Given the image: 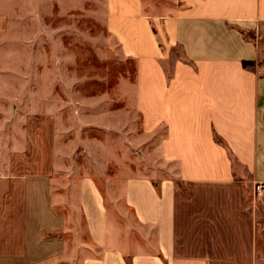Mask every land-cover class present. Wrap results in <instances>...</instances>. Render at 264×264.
I'll list each match as a JSON object with an SVG mask.
<instances>
[{
    "label": "crops",
    "instance_id": "crops-1",
    "mask_svg": "<svg viewBox=\"0 0 264 264\" xmlns=\"http://www.w3.org/2000/svg\"><path fill=\"white\" fill-rule=\"evenodd\" d=\"M175 1L149 17L142 0H105L108 31L136 63L140 127L163 129L154 155L175 172L117 177L104 201L54 160L28 169V120L24 147L0 129V264H264V227L244 213L238 179L264 196V0ZM175 46L182 58L166 67Z\"/></svg>",
    "mask_w": 264,
    "mask_h": 264
},
{
    "label": "rangeland",
    "instance_id": "rangeland-1",
    "mask_svg": "<svg viewBox=\"0 0 264 264\" xmlns=\"http://www.w3.org/2000/svg\"><path fill=\"white\" fill-rule=\"evenodd\" d=\"M176 6L180 4L175 0H142L149 17ZM106 16L105 0H0L4 138L14 135L24 147L28 120L34 128V150L25 155L34 164L28 169L42 174L45 164L54 160L57 175L84 180L104 201L105 193L118 186L111 181L117 177L140 173L166 177L175 172L154 155L163 129L145 135L140 127L134 107L136 63L121 54ZM236 29L246 39L255 38L252 31ZM181 58L178 46L170 48L166 67ZM259 65L264 66V59ZM47 127L51 132L44 135ZM233 167L240 170L235 163ZM19 168L24 171L26 165ZM238 179L244 213L264 227L261 189L241 171ZM176 185L187 191L179 182Z\"/></svg>",
    "mask_w": 264,
    "mask_h": 264
},
{
    "label": "trees",
    "instance_id": "trees-1",
    "mask_svg": "<svg viewBox=\"0 0 264 264\" xmlns=\"http://www.w3.org/2000/svg\"><path fill=\"white\" fill-rule=\"evenodd\" d=\"M253 63L252 62H248V61H243L242 62V66L243 68H252L253 67ZM214 141L220 145V146H224V142L217 136H214ZM228 155H229V159L230 161L233 163L234 162V159L232 158L231 154L228 152Z\"/></svg>",
    "mask_w": 264,
    "mask_h": 264
}]
</instances>
